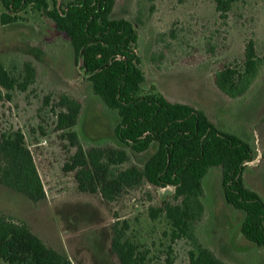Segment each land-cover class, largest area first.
<instances>
[{
	"label": "rangeland",
	"instance_id": "obj_1",
	"mask_svg": "<svg viewBox=\"0 0 264 264\" xmlns=\"http://www.w3.org/2000/svg\"><path fill=\"white\" fill-rule=\"evenodd\" d=\"M71 1L58 0L62 5ZM215 1L115 0L112 18L130 21L138 33L135 51L145 75L140 94L157 93L169 102L202 110L218 129L249 143L256 156L247 165L244 183L264 201V0H236L224 19ZM48 3L52 8V1ZM18 16L16 23L0 24V61L18 80L24 77V62H30L35 80L25 92L14 90L10 99L2 98L0 131L23 133L40 168L46 199L34 204L0 185V214L25 223L46 246L68 255L74 264H119L110 250L115 219L128 222L126 236L146 252L147 264H189V242L172 241V228L163 215L154 220L149 216L150 208L172 201L174 188L143 183L107 203L99 194L78 192L74 172L62 171L74 149L55 131L51 109L61 95L81 105L71 131L86 150L120 149L113 133L119 118L93 94L67 37L53 22L30 8ZM249 41L262 64L248 91L229 98L215 86V74L226 66L239 68ZM1 92L4 97L6 92ZM155 148L140 154L125 148L130 161L119 169L142 166ZM202 186L204 214L195 224L199 243L225 264H264V249L239 231L244 214L224 201L221 169L210 168Z\"/></svg>",
	"mask_w": 264,
	"mask_h": 264
},
{
	"label": "trees",
	"instance_id": "obj_2",
	"mask_svg": "<svg viewBox=\"0 0 264 264\" xmlns=\"http://www.w3.org/2000/svg\"><path fill=\"white\" fill-rule=\"evenodd\" d=\"M0 0V24L19 20L28 8L50 19L72 48L76 65L86 74L92 92L105 107L117 113L119 122L113 133L121 148L84 149L71 129L77 124L81 105L61 95L52 108L55 131L60 140L74 149L62 165L65 173L74 172L80 193L99 194L114 202L125 190L143 183L155 188H174L172 201L150 208L149 216L161 215L170 223L172 241L184 239L191 246L189 264H225L203 247L195 234V224L204 214L202 181L210 168L221 169L225 203L244 217L239 231L257 248L264 249V201L244 183L247 165L256 153L249 143L218 127L202 111L190 105L172 103L157 93L140 94L145 75L135 51L138 33L130 21L112 18L115 0ZM236 0H216L215 10L224 19ZM262 61L252 41L245 45L239 68L226 66L214 77L219 91L229 98L243 96L258 75ZM24 77L18 80L0 61V101L10 92H25L35 80L30 62L23 64ZM1 90L6 93L2 96ZM45 104L49 101L45 99ZM153 145L154 152L142 166L130 164L125 148L140 154ZM63 149L66 150L65 146ZM264 162V148L261 152ZM0 185L26 197L32 203L46 199V193L33 155L20 130L0 131ZM126 220L113 221L110 250L119 264H147L146 252L139 251L126 232ZM0 264H73L47 247L23 222L0 214Z\"/></svg>",
	"mask_w": 264,
	"mask_h": 264
},
{
	"label": "crops",
	"instance_id": "obj_3",
	"mask_svg": "<svg viewBox=\"0 0 264 264\" xmlns=\"http://www.w3.org/2000/svg\"><path fill=\"white\" fill-rule=\"evenodd\" d=\"M205 113V112H204ZM42 144V143H41ZM40 145V144H39ZM31 150V149H30ZM31 152H32V155H33V158H34V161H35V164H36V167H37V170H38V173H39V175H40V178H41V180H42V177H41V172H40V168H39V166H38V164H37V161H36V157L34 156V152L31 150ZM42 183H43V180H42ZM43 186H44V183H43ZM44 190H45V186H44ZM45 193H46V190H45ZM44 201V200H43ZM43 201H41V202H43ZM37 237H39L42 241H43V243L45 244V240L41 237V236H37ZM49 237H51V236H49ZM46 245V244H45ZM48 247V246H47ZM50 248V247H49ZM52 249V248H51ZM53 250H55V249H53ZM56 251V250H55ZM68 256V255H67ZM68 258L72 261V259L68 256ZM72 263H73V261H72ZM74 264V263H73Z\"/></svg>",
	"mask_w": 264,
	"mask_h": 264
}]
</instances>
